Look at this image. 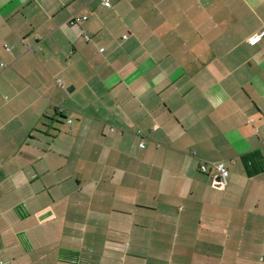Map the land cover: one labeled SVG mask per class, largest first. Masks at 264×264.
<instances>
[{
	"label": "crops",
	"instance_id": "0c3cea01",
	"mask_svg": "<svg viewBox=\"0 0 264 264\" xmlns=\"http://www.w3.org/2000/svg\"><path fill=\"white\" fill-rule=\"evenodd\" d=\"M262 28L264 0H0V264H264Z\"/></svg>",
	"mask_w": 264,
	"mask_h": 264
},
{
	"label": "built area",
	"instance_id": "2783aa9c",
	"mask_svg": "<svg viewBox=\"0 0 264 264\" xmlns=\"http://www.w3.org/2000/svg\"><path fill=\"white\" fill-rule=\"evenodd\" d=\"M112 1H116V0H101V6L104 8H110ZM85 19H86L85 17H78V16L73 15L68 19L67 23L70 26H74V25H78L79 23L83 22ZM263 36H264V28L260 29L259 31L254 33L251 37H249V39L247 40L248 45L254 46L258 44L261 41ZM85 39L88 40V37H85ZM121 39L126 40L127 35H123ZM1 67H5V65L3 64L1 65ZM57 82L59 83V81ZM59 112L61 113L62 111L59 110ZM67 123L71 124V121L68 120ZM140 147L143 148L144 145L141 144ZM199 171L202 174H208L209 171H213L217 175L218 181L221 186H225L227 184L228 171L221 163L203 162L199 166Z\"/></svg>",
	"mask_w": 264,
	"mask_h": 264
}]
</instances>
